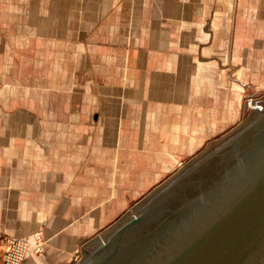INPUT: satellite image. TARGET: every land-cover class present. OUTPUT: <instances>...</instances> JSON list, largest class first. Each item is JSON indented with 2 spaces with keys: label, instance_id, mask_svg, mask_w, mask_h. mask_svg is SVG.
<instances>
[{
  "label": "crops",
  "instance_id": "1",
  "mask_svg": "<svg viewBox=\"0 0 264 264\" xmlns=\"http://www.w3.org/2000/svg\"><path fill=\"white\" fill-rule=\"evenodd\" d=\"M0 81V234L72 264L264 93V0H0Z\"/></svg>",
  "mask_w": 264,
  "mask_h": 264
},
{
  "label": "water",
  "instance_id": "2",
  "mask_svg": "<svg viewBox=\"0 0 264 264\" xmlns=\"http://www.w3.org/2000/svg\"><path fill=\"white\" fill-rule=\"evenodd\" d=\"M207 143L101 234L79 264H264V107Z\"/></svg>",
  "mask_w": 264,
  "mask_h": 264
},
{
  "label": "rangeland",
  "instance_id": "3",
  "mask_svg": "<svg viewBox=\"0 0 264 264\" xmlns=\"http://www.w3.org/2000/svg\"><path fill=\"white\" fill-rule=\"evenodd\" d=\"M6 87H7L6 86V83L4 81H0V92H2V90H5ZM255 96L249 97V100L251 99V101H260V104L264 107V93H262V95H260L257 98ZM252 112H253V109H247L246 108L245 115L243 117L242 122H240V124L244 123L252 115ZM240 124H238V125H240ZM129 212H130V215L133 214L132 210H130ZM103 231H104V229H103ZM103 231H101L100 233H98V234L95 235V236H98L99 241H100V238H101L100 234ZM0 237H3V238L0 239V240H2V241H0L1 242V245H0V264H6V261L7 260H8V263L7 264H21L26 259V257H28V255H30L32 252H34V250L37 251V248H39V246L36 247V248L35 247L33 248V246H31V243H32L31 241L28 242V241L22 240V239H13L10 236H6V235H4L2 233L0 234ZM33 237H40V236L38 234H36ZM91 239H89V240H91ZM11 241H14L15 242L14 245H16V243L19 242V241L22 242L24 245H26V248L25 249H24V247L21 248V246L17 248L19 250V252H20L19 253L20 254L19 257H18L19 254L17 252L18 251L17 249L15 250L16 253L14 252L15 255L13 254L11 256L10 253H12V251H13V248L9 244ZM39 244L40 243H38V240L37 241L35 240V245L37 246ZM3 256H5V257H3ZM77 258H78L77 261L74 262V263H72V264H79L78 261L80 260L81 256H79ZM13 260H16L18 262L17 263L16 262L14 263ZM9 262H11V263H9Z\"/></svg>",
  "mask_w": 264,
  "mask_h": 264
},
{
  "label": "built area",
  "instance_id": "4",
  "mask_svg": "<svg viewBox=\"0 0 264 264\" xmlns=\"http://www.w3.org/2000/svg\"><path fill=\"white\" fill-rule=\"evenodd\" d=\"M14 241H11L9 244H10V246L13 248V251H12V253H10L11 254V256L14 254V252L16 253V249L18 248V247H20L21 246V248H23L24 247V249L26 248V245H24L22 242H17L16 243V245H14ZM18 250V249H17ZM18 252V254L20 253L19 252V250L17 251ZM15 255V254H14ZM10 256V255H9ZM20 256V254L18 255V257ZM3 257H5V256H3ZM17 259V258H16ZM13 262L15 263H17L18 261H16V260H13ZM8 263V260L6 261V264ZM9 263H11V262H9Z\"/></svg>",
  "mask_w": 264,
  "mask_h": 264
}]
</instances>
